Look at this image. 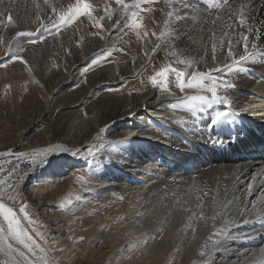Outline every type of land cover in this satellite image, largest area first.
Here are the masks:
<instances>
[{"label":"bare ground","instance_id":"bare-ground-1","mask_svg":"<svg viewBox=\"0 0 264 264\" xmlns=\"http://www.w3.org/2000/svg\"><path fill=\"white\" fill-rule=\"evenodd\" d=\"M73 1L0 0V31L6 30L5 37L0 36V47H5L4 43L11 40L21 29L19 27L27 28L29 21L35 24L38 20V28L49 16L51 6L65 7ZM174 1H177V5ZM86 2L91 4L90 0ZM144 3V9L150 8ZM173 5L175 8L182 6V11L174 17L171 16ZM232 5H236L232 10L236 19L232 21L231 31L220 41L225 22L221 21L219 14ZM158 6L155 13L146 11L142 15L144 25L139 31L130 28L126 30L127 34H118L125 27L126 20H131L136 11L128 17L117 13L116 21L107 24V39L105 35H101V38L90 37L81 45L86 56L103 46L111 51H121L114 62L95 75L89 88L81 87L72 94H81L74 103L76 105L83 98V91L86 90L87 94L95 87L93 101L85 109L95 115L94 118L86 120L83 119V111H72V117L69 115L71 119L64 125L67 128L76 122L83 133H92L87 143L104 137V144L112 152L106 155L110 164H107L104 173H100L104 176L100 182L103 192L101 197L105 203L110 197L106 189H117L121 202L112 200L102 204L108 208V212L99 214L94 227H100L101 222L108 225L115 212L118 222L127 227L125 234L138 233L134 239H141L142 236L160 238L159 242L148 246V251L159 252V256L155 253L158 258L147 255L129 261L125 256L130 248L118 242L120 227L103 232L104 241L97 249L107 253L106 264H144L147 260L150 264H164L171 252H179L176 264H264V219L261 218L264 214V172L255 173L257 164L250 165L251 170L248 171L239 162H218L221 146L227 140L233 142L241 135L239 128L232 127L228 128V137L221 138L219 133L223 128L219 126L218 119L231 111L246 120L249 112L252 111L255 116L261 110L260 120L257 121L264 123V0H161ZM213 9L217 13L214 18L210 16ZM46 11V15L42 16V12L45 14ZM74 26L71 25L65 31H70ZM247 30L251 32L250 36L247 40L245 37L242 39L241 34ZM160 32L171 35L160 51L153 54L152 47L158 42L156 35ZM55 40L59 42L45 46L49 53L54 54L55 50L60 52L65 47L69 50L68 55L74 57L77 63L83 60L85 53L71 45L72 38ZM47 56L45 51L38 58L40 60ZM169 58L184 71L186 82L191 84V92L184 94L174 90L165 94L152 86L126 94L123 91L116 92V89L103 93L105 88L99 86L102 82H108L112 88L124 78L129 79L138 73H142V78H147L157 73ZM73 65L72 61V64L66 65V69L70 70ZM23 72H13L8 78L1 77L0 73V84L2 79L10 83L20 79ZM66 81L59 83V87ZM256 102H259L258 105ZM224 118L227 120L231 116ZM48 143L37 150L63 154L69 148L68 140L53 146ZM29 151L25 150L23 155ZM206 159L209 165H198ZM65 163L67 168L74 167L66 160ZM185 163L188 166L183 167ZM193 167L207 168L200 181L194 180L197 175L192 172L195 169ZM248 186L250 189L245 188ZM0 207L14 234L20 236L18 238L26 247H23L26 251L22 249L20 255L7 252L6 247L12 241V236L0 225V244L4 248L3 251L0 249V261L3 264H38L28 253L26 235L20 222L1 202ZM246 219L249 221L244 222ZM100 229L102 226L95 230L92 225L87 234H99ZM80 232L84 233L83 227H80ZM69 247L74 252L77 245L70 244ZM78 247H81L77 251L80 252L75 258L84 248L81 245ZM103 248L107 250L102 252ZM118 254L122 255L120 262L115 261L120 257ZM92 256L95 260L99 258ZM23 257L29 262H25Z\"/></svg>","mask_w":264,"mask_h":264},{"label":"rangeland","instance_id":"rangeland-1","mask_svg":"<svg viewBox=\"0 0 264 264\" xmlns=\"http://www.w3.org/2000/svg\"><path fill=\"white\" fill-rule=\"evenodd\" d=\"M148 1L104 0V2H100L98 0V2H95L90 0L91 4H89L86 0H74L72 3L66 4L65 7L57 8L53 5L52 8L50 7L49 16L47 14L48 19H44L38 28H36L37 19L36 22L34 21L35 24L29 21L27 28L19 27L21 29L15 33L11 40L4 43L5 47H0L1 77L7 76L8 78L13 72L19 74L20 70L24 71L20 79L11 81V83L7 82V79L5 81L2 79L0 84V202L20 222L19 225L26 235L28 253L38 264H72L73 261H75L73 264H106L107 253H101L98 250L104 241L102 233H105L109 228L114 229L116 227H120L118 228L119 234L117 233L118 237L120 236L118 242L130 248L129 253L125 256L129 261H134L135 258L138 260L147 255L150 257L152 255L154 258L159 256V252L156 253L157 250L155 251L157 256L154 251H148V246L159 242L160 238L155 236H151L153 238L148 236L143 238L142 236L141 239H134V236L138 233L128 234V236L125 234L128 231L127 227L118 222L119 218L114 214L115 212L112 213L108 225L101 222L103 225L100 224L102 229L99 230V234L92 232L88 236V230L92 225L95 230L100 228L94 227L99 214L108 212V208L101 205L112 200L121 202L117 189H106L108 190L107 195L110 196L107 202L104 203L101 197L103 192L100 182L103 181L102 177H104L101 174L104 173L107 164H110L106 160V155L112 154V152L107 144H104L105 142L102 140L104 137L100 140L97 139V142L93 140V142L87 143L86 140L92 133L88 135L85 132L83 133L80 127L76 126V122H72L67 128L64 126L71 119L72 115L70 113L72 111H83V119L92 120L94 118L95 115L93 116L91 112L85 109L93 101L92 95L95 87L91 88L87 94L86 90L83 91V98L76 105L74 103L81 94L77 96L72 94L76 93L81 87L89 88L91 80H95V75L104 71L105 67L109 66L112 61L114 62L121 53V51H111V49L103 46L86 56L84 48L81 49L83 42L85 43L90 37L101 38V35H105L107 39V30H109L107 24L116 21L117 13H123L126 17L130 14L131 16L137 14L131 20H126L123 31L117 32L118 34H127L126 30L130 28L139 31L141 26L144 25L142 15L146 11L150 13L158 11V4L161 0ZM174 2L177 5V1ZM143 3L148 4L150 8L144 9ZM235 6L226 7L219 14L221 21L225 22L223 24L225 26L224 30H221L220 41L233 28L232 21L236 17L232 15V10ZM175 7L172 10V17L177 16L182 11L181 5H179L180 8ZM46 13L47 11L45 14L42 12V16ZM216 15L217 13L213 9L210 16L214 18ZM89 20L90 25L88 24ZM30 25L31 27H29ZM71 25L75 26L66 32L65 30ZM0 32V36H3L6 30ZM250 33L248 30L244 31L241 34L242 39L245 37L247 40ZM170 35L165 32L156 35L158 44L153 45V54L160 51L167 43ZM66 37L73 39L71 45L74 48L84 51L85 56L83 55L84 58L81 62L77 63L74 57L68 55L70 54L69 50L65 47L61 48L62 52H56L55 50L54 54L49 53L45 48L52 42H59L55 39ZM117 42L120 43V41ZM44 50L48 53V56L39 60L38 57L45 52ZM64 55L66 56L64 57ZM67 57L69 59L64 60ZM72 61L74 65L70 70H67L66 65L72 64ZM156 72L147 78H142V73H138L137 76L135 75L129 79L124 78L119 81L117 86L115 85L112 88L108 85V82H102L99 86L105 88L102 91L103 93L109 89H116V92L123 91V94H126L128 92L143 91L152 86L159 88L160 93L165 94L174 90H180L184 94L191 92V84L186 82L184 71L176 66L172 59H167ZM49 77H52V79ZM62 79L64 82L67 79L68 82L66 81L65 84L61 85L64 83ZM127 80L131 81V84H128ZM59 83H61L60 87ZM228 113H231V111ZM227 115L229 114L226 113L221 119H225L224 117H227ZM231 115L235 114L231 113ZM232 117L234 118V116ZM66 140L69 141V148L63 154L37 150V148L45 146L44 144L48 142V145L53 146L64 143ZM25 150L30 151L23 155ZM18 156L23 158L16 159ZM65 160L69 164L72 163L74 167L67 168L64 165L66 164ZM206 171V167L195 168L192 172L197 175V178L195 177L194 180L200 181L202 173ZM245 188L250 189L249 186ZM110 206L112 207V204H109ZM6 218V214L0 207V225L12 236V241L7 245L6 250L8 249L7 252L20 255L23 252L22 249L26 251L24 249L26 248L25 244L18 238L19 235L14 234V229L11 228L10 223L7 221L8 218ZM80 227H83L84 233L80 232ZM124 236L125 241L123 240ZM70 244L77 245L74 252H71ZM80 245L84 246L83 251L75 258V255L80 252H77L78 248H81L78 247ZM0 249L4 250L2 244H0ZM106 250V248H103L102 252ZM172 253H169V257L167 256L164 264H176L179 261L177 256L179 252L173 253V259L170 257ZM92 255L99 258L95 260ZM23 258L25 262H29L28 259ZM211 258L215 259L214 256ZM115 261H122V255L117 257ZM148 263L149 260L144 262V264ZM0 264L3 263L0 261Z\"/></svg>","mask_w":264,"mask_h":264},{"label":"water","instance_id":"water-1","mask_svg":"<svg viewBox=\"0 0 264 264\" xmlns=\"http://www.w3.org/2000/svg\"><path fill=\"white\" fill-rule=\"evenodd\" d=\"M19 158H23V157L18 156L16 159H19Z\"/></svg>","mask_w":264,"mask_h":264}]
</instances>
